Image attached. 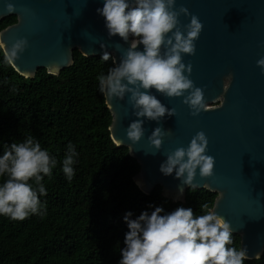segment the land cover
Listing matches in <instances>:
<instances>
[{"label": "water", "instance_id": "obj_1", "mask_svg": "<svg viewBox=\"0 0 264 264\" xmlns=\"http://www.w3.org/2000/svg\"><path fill=\"white\" fill-rule=\"evenodd\" d=\"M11 2L16 12L7 13L5 0H0V23L13 16L18 22L0 32V42L11 48L17 39L29 41L14 68L25 78H34L40 69L50 74L46 67L53 64L60 66L54 74L58 75L73 65L75 51L88 58L102 57V43L118 63L123 49L130 47L119 36L109 37L105 19L97 13L104 0ZM181 5L204 25L195 56L185 55L184 63L193 65L190 79L204 89L209 112L193 117L183 98L169 99L153 89L151 94L177 113L158 124L133 115L128 96L113 100V106L106 101L113 118L111 138L117 146L128 148L140 165L134 180L144 194L161 187L165 198L184 203L191 188L182 185L175 173L163 175L160 166L167 153L187 147L203 131L209 140L207 154L216 160L215 175L202 180L197 169L196 189L217 195V214L231 223L241 248L248 250V260H258L264 255V71L257 66L264 58V0H177L176 8ZM180 21L187 25L190 17L181 16ZM117 44L123 46L121 51L116 50ZM138 119L144 121L145 137L132 145L126 129ZM156 127L170 132L160 152L145 154L156 152L148 142Z\"/></svg>", "mask_w": 264, "mask_h": 264}, {"label": "clouds", "instance_id": "obj_2", "mask_svg": "<svg viewBox=\"0 0 264 264\" xmlns=\"http://www.w3.org/2000/svg\"><path fill=\"white\" fill-rule=\"evenodd\" d=\"M5 4L7 13L16 12L11 0H5ZM176 4L177 0H104L103 8L97 9L105 19L109 37L119 36L126 44L130 42L119 62L114 59L107 74L101 72L96 77L100 93L111 106L113 100L123 101L128 96L133 115L158 124L166 116L177 113L151 94L153 89L169 99L183 98L193 117L209 112L204 89L190 79L193 65L184 63L185 55L195 56L196 42L204 25L187 7L181 5L177 9ZM181 16L190 17V23L181 25ZM141 45L142 51L138 50ZM28 47L26 38L17 39L11 48L4 41L0 42L4 63L15 68L16 61ZM101 48L105 49L102 60H109L112 56L107 46L102 43ZM122 48L116 45L117 51ZM257 66L264 71V58L257 61ZM59 68L56 64L46 67L53 75ZM143 125V119H138L126 129L132 145L139 144L145 137ZM169 132L156 127L148 136L149 145L156 152L145 154L160 152ZM208 148L207 135L197 132L187 147L166 154L160 172L165 176L175 173L182 185L196 189L199 186L195 183L197 169L202 180L215 175L216 160L207 154ZM77 156L75 146L69 144L62 160V172L69 181L75 175ZM57 164V159L32 136L6 146L0 156V177H7L0 184V215L24 221L32 215L44 214L46 205L40 197L46 196L47 191L43 180L45 176H52ZM207 186L204 184V188ZM179 192L182 196V186ZM217 208L203 203L200 205L203 214L196 215L191 208L178 207L162 214L163 207H154L151 214L144 211L136 219L131 218V212L126 213L124 221L129 231L125 235V247L120 249L119 264H245L249 259L248 250L234 246L232 225L217 214Z\"/></svg>", "mask_w": 264, "mask_h": 264}, {"label": "trees", "instance_id": "obj_3", "mask_svg": "<svg viewBox=\"0 0 264 264\" xmlns=\"http://www.w3.org/2000/svg\"><path fill=\"white\" fill-rule=\"evenodd\" d=\"M17 22L15 16L3 20L0 32ZM3 53L0 49V156L6 146L32 136L58 164L43 180L44 214L24 221L0 215V264H119L129 231L126 213L136 219L154 207H163L162 214L184 207L199 215L201 204H215L217 195L207 189H189L183 203L165 198L161 187L146 195L137 186L140 165L128 148L113 142V118L96 80L113 66L112 57L104 61L75 51L73 65L58 75L40 69L25 78L4 63ZM69 144L78 153L71 181L62 172ZM6 179L0 177V184ZM233 239L241 248V238ZM245 264H264V255Z\"/></svg>", "mask_w": 264, "mask_h": 264}]
</instances>
